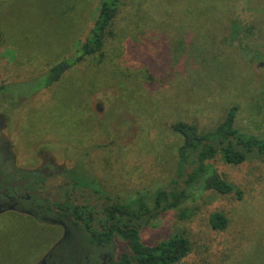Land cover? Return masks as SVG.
Instances as JSON below:
<instances>
[{
  "label": "rangeland",
  "instance_id": "rangeland-1",
  "mask_svg": "<svg viewBox=\"0 0 264 264\" xmlns=\"http://www.w3.org/2000/svg\"><path fill=\"white\" fill-rule=\"evenodd\" d=\"M99 2L0 0V84L30 89L19 101L0 94V170L48 173L51 191L55 168L82 165L132 202L173 177L181 138L172 122L206 131L236 105L235 126L264 136V0H122L102 50L39 89L38 75L83 41ZM214 165L240 194L189 199L144 226L141 241L184 235L190 250L176 264H264V161ZM34 210L37 223L0 215V264H25L31 249L48 253L42 264L119 258L118 239L96 245L84 226ZM214 211L224 229L210 226Z\"/></svg>",
  "mask_w": 264,
  "mask_h": 264
},
{
  "label": "trees",
  "instance_id": "trees-1",
  "mask_svg": "<svg viewBox=\"0 0 264 264\" xmlns=\"http://www.w3.org/2000/svg\"><path fill=\"white\" fill-rule=\"evenodd\" d=\"M121 2L100 0L83 41L79 42L70 56L56 61L38 75L35 81L39 89L58 81L85 57L102 50ZM24 85L14 82L0 84V94H7L9 99L19 101L30 95V89ZM237 109L236 105H231L223 119L206 131H200L192 122H172L171 129L181 138L176 149L174 174L165 187H157L150 195L146 191L141 194L138 192L135 201H119L98 186L96 178L82 165L70 168L59 166L52 173L61 179L55 187L60 199L51 203L37 197L38 213L52 211L54 222L70 221L75 226H84L89 241L96 245L110 244L114 238H118L123 245L119 258L108 259L104 264H176L190 250V242L184 235L170 236L147 245L141 241V231L163 212L177 208L189 199H196L206 191L224 195L240 194L234 184L216 170L214 161L217 158L231 164H240L249 158L264 161V136L247 133L236 127ZM21 173L35 183L40 193L47 188L45 179L48 173L41 175L39 171L33 170ZM77 196L84 197V200L78 202ZM62 200H65L64 203ZM30 204V201L20 200L22 208H28ZM209 224L213 229H224L227 218L222 212L214 211L209 216Z\"/></svg>",
  "mask_w": 264,
  "mask_h": 264
},
{
  "label": "flooded vegetation",
  "instance_id": "flooded-vegetation-1",
  "mask_svg": "<svg viewBox=\"0 0 264 264\" xmlns=\"http://www.w3.org/2000/svg\"><path fill=\"white\" fill-rule=\"evenodd\" d=\"M3 147L5 148V146ZM7 154H10L8 149L5 152L6 160L8 157ZM17 172V168L5 172L0 170V215L12 211L15 214L24 215L21 217L23 220L27 219L31 222L35 221V223H37V213L34 210L37 208V206L33 204L34 202H32V198L41 197L43 200H47V194L51 193L49 201L54 203L60 199L59 192L56 191L55 187H53L51 191L46 188L42 193H40L37 186L31 181L30 178L22 177V175L17 177ZM76 199H78V202H82L84 197L77 196ZM20 200L30 201L31 205H27L28 208H22L20 205ZM64 201L65 200H62L61 202L64 203ZM35 203H37V201H35ZM66 222L71 224L70 221ZM116 239L118 238H114V240ZM47 255L48 253L45 254L43 258L47 257ZM43 258L39 259L37 253L31 249L29 259L25 264H42Z\"/></svg>",
  "mask_w": 264,
  "mask_h": 264
}]
</instances>
